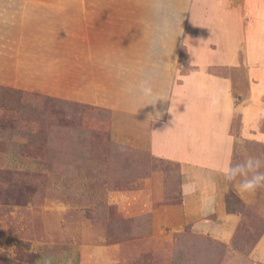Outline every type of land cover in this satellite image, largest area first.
<instances>
[{
    "label": "rangeland",
    "instance_id": "1",
    "mask_svg": "<svg viewBox=\"0 0 264 264\" xmlns=\"http://www.w3.org/2000/svg\"><path fill=\"white\" fill-rule=\"evenodd\" d=\"M90 5L0 0V264H264V188L218 178L221 209L184 208L199 176L152 152L122 92L138 68L88 48ZM213 72L245 92L246 67ZM231 134L230 164L264 158L263 117Z\"/></svg>",
    "mask_w": 264,
    "mask_h": 264
},
{
    "label": "crops",
    "instance_id": "2",
    "mask_svg": "<svg viewBox=\"0 0 264 264\" xmlns=\"http://www.w3.org/2000/svg\"><path fill=\"white\" fill-rule=\"evenodd\" d=\"M88 2V48L127 51L125 65L138 68L133 75L122 69L123 96L135 98L143 81L158 97L139 111L148 115L152 152L199 176V183L190 178L183 184L184 208L221 209L224 183L217 179L230 165L234 115L242 111L253 128L264 118V0ZM241 66L249 82L243 94L232 78L210 72ZM151 113L161 115L149 119ZM234 220L227 217L228 224Z\"/></svg>",
    "mask_w": 264,
    "mask_h": 264
},
{
    "label": "clouds",
    "instance_id": "3",
    "mask_svg": "<svg viewBox=\"0 0 264 264\" xmlns=\"http://www.w3.org/2000/svg\"><path fill=\"white\" fill-rule=\"evenodd\" d=\"M157 98L151 85L142 81L133 101L134 105H139L136 112L146 105H154ZM160 115V113H156L155 117L150 115L149 119H158ZM224 178L227 182L235 183L241 191L256 192L258 189L264 188V158L250 154L246 155L240 162L230 164L225 169Z\"/></svg>",
    "mask_w": 264,
    "mask_h": 264
},
{
    "label": "trees",
    "instance_id": "4",
    "mask_svg": "<svg viewBox=\"0 0 264 264\" xmlns=\"http://www.w3.org/2000/svg\"><path fill=\"white\" fill-rule=\"evenodd\" d=\"M210 72L215 73V72H213V68H210ZM215 74H217V73H215Z\"/></svg>",
    "mask_w": 264,
    "mask_h": 264
}]
</instances>
